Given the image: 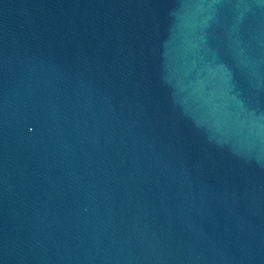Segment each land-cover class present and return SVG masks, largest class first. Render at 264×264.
Segmentation results:
<instances>
[{
	"label": "water",
	"instance_id": "1",
	"mask_svg": "<svg viewBox=\"0 0 264 264\" xmlns=\"http://www.w3.org/2000/svg\"><path fill=\"white\" fill-rule=\"evenodd\" d=\"M0 264H264V0H0Z\"/></svg>",
	"mask_w": 264,
	"mask_h": 264
}]
</instances>
